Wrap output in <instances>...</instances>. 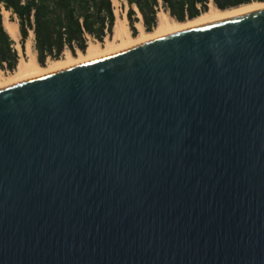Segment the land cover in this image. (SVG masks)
Masks as SVG:
<instances>
[{"label":"water","instance_id":"1","mask_svg":"<svg viewBox=\"0 0 264 264\" xmlns=\"http://www.w3.org/2000/svg\"><path fill=\"white\" fill-rule=\"evenodd\" d=\"M0 264H264V6L0 85Z\"/></svg>","mask_w":264,"mask_h":264},{"label":"trees","instance_id":"2","mask_svg":"<svg viewBox=\"0 0 264 264\" xmlns=\"http://www.w3.org/2000/svg\"><path fill=\"white\" fill-rule=\"evenodd\" d=\"M128 5L127 19L132 35L139 21L136 7L146 31L157 22V13L163 10L178 22L198 17L209 5L220 10L236 8L264 0H118ZM134 7V8H133ZM18 26L20 47L24 54L25 42L33 35V50L37 62L44 66L47 60H58L68 52L75 56L84 52L90 41L103 43L113 33L115 15L112 0H0V70L14 72L20 56L15 42L3 26L2 11Z\"/></svg>","mask_w":264,"mask_h":264},{"label":"bare ground","instance_id":"3","mask_svg":"<svg viewBox=\"0 0 264 264\" xmlns=\"http://www.w3.org/2000/svg\"><path fill=\"white\" fill-rule=\"evenodd\" d=\"M115 1L116 0H113V3H115ZM259 6H264V2H252L226 10H220L214 6H211L207 11L201 13L198 17L191 20H186L184 22H178L171 18L164 11H160L157 13L156 25L151 31H146L142 21H137L135 23V28L137 30L136 35L131 34L126 14H120V12L116 10L113 33L110 38H105L103 43L90 41L84 52L78 51L75 56L70 54L58 60H50L44 66H41L37 62L36 54L33 50V42L30 40V37L33 38L34 34L30 32V37L25 42L24 54L21 48H19L20 52H18L21 54V57L14 72L10 73L8 76L1 75L0 72V85L33 79L37 76L60 69L69 64L90 58L92 56L116 50L134 42L163 35L187 23L211 19L225 14L252 9ZM135 10L137 11L138 18H141V15L139 14L136 7ZM8 15L9 13L2 9L3 26L10 35L11 39L17 42L19 36L18 26L16 23H13L8 19Z\"/></svg>","mask_w":264,"mask_h":264},{"label":"rangeland","instance_id":"4","mask_svg":"<svg viewBox=\"0 0 264 264\" xmlns=\"http://www.w3.org/2000/svg\"><path fill=\"white\" fill-rule=\"evenodd\" d=\"M211 6H213L212 4H210L209 5V7H211ZM134 8V7H133ZM113 12H114V15L116 14V10H118L119 12H120V14H126V17H127V11H128V5H127V3L125 2H120V1H118V0H116L115 1V3H113ZM134 10H135V8H134ZM1 11H2V9H1ZM160 11H163V10H159V12ZM135 12L137 13V11L135 10ZM138 16V15H137ZM8 19H9V15H8ZM127 21H128V19H127ZM139 21H142V19L141 18H139ZM13 23H15V22H13ZM128 26H129V22H128ZM130 29V28H129ZM132 33V32H131ZM30 37V36H29ZM29 37H28V39H29ZM108 38V37H107ZM106 38V39H107ZM30 40L33 42V38H31L30 37ZM20 36H18V41L16 42V41H14L15 42V48L19 51L20 49L19 48H21L20 47ZM105 41V40H104ZM93 42H97V41H93ZM20 52V51H19ZM18 52V53H19ZM78 53V51L76 52V54ZM20 54V53H19ZM66 55H70V53H68V52H66L65 53V55H64V57L66 56ZM20 57H21V54L19 55ZM50 60H47L46 61V63L47 62H49ZM0 72H1V75H4V76H8L9 74H10V72H5V71H1L0 70Z\"/></svg>","mask_w":264,"mask_h":264},{"label":"built area","instance_id":"5","mask_svg":"<svg viewBox=\"0 0 264 264\" xmlns=\"http://www.w3.org/2000/svg\"><path fill=\"white\" fill-rule=\"evenodd\" d=\"M124 3H125V1H124ZM112 4H113V0H112Z\"/></svg>","mask_w":264,"mask_h":264}]
</instances>
